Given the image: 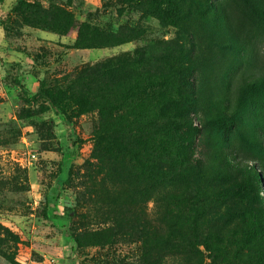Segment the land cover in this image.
Returning <instances> with one entry per match:
<instances>
[{"label": "rangeland", "instance_id": "rangeland-1", "mask_svg": "<svg viewBox=\"0 0 264 264\" xmlns=\"http://www.w3.org/2000/svg\"><path fill=\"white\" fill-rule=\"evenodd\" d=\"M24 1L111 31L127 25L142 34L116 46L75 48V32L37 24ZM249 7V0H0V264H145L143 213L170 241L151 248L155 264H264L258 231L245 234L236 226L235 236L225 229L217 254L199 245L191 230L169 236L176 234L168 229L173 221L164 219L155 195L141 201L135 166L116 147L117 136L98 160V111H80L65 100L63 113L38 95L84 67L117 65L140 48L159 56L193 39L200 55L197 109L182 119L185 143L178 148L203 155L207 173L200 183L212 194L238 185L258 192L264 205V97L246 87L264 73V23ZM212 11L227 20L229 26H220L235 38L233 47L208 42V26L199 31ZM213 232L204 234L211 238Z\"/></svg>", "mask_w": 264, "mask_h": 264}, {"label": "trees", "instance_id": "trees-1", "mask_svg": "<svg viewBox=\"0 0 264 264\" xmlns=\"http://www.w3.org/2000/svg\"><path fill=\"white\" fill-rule=\"evenodd\" d=\"M249 2L251 15L264 23V0ZM22 6L37 24L45 28L59 34L75 32V48L116 46L142 34L141 30L127 25L111 31L80 22L59 8L41 9L38 4L25 1ZM213 10L218 11V7ZM203 18L208 25H200L198 29L202 32L205 26L209 27L208 42L231 47L237 44L228 30H221L220 24L229 26L221 15L212 11L209 18ZM194 42L192 39L187 47L179 45L174 51L159 56L147 54L140 48L133 58L117 65L104 62L84 67L66 79L63 86L43 90L38 95L63 113L66 111L61 103L65 100L73 102L80 111L97 110L99 119L94 134L97 151L101 153H96L98 160L113 146L111 135L117 136L116 147L135 166L136 171L132 172L135 186L140 185L141 201L144 203L155 195L163 206L164 219L168 217L173 221L168 229H173L176 234L168 231V235L175 237L182 230H191L194 238L200 240L199 245L210 247L209 250L217 254L215 246L219 244V235L227 228L234 235L237 226L245 234L254 235L258 231L264 237V205L258 192H245L238 185L233 190L225 189L220 196L212 194L205 183H200L207 173L204 172L203 155L178 148L180 141L185 143L179 134L185 129L182 119L197 109L195 66L200 55L197 51L199 45L196 47ZM246 87L260 90L264 97V73L247 81ZM223 103L229 105L230 100ZM112 110H116L117 116H112ZM261 110L264 111V107ZM260 142L264 147L262 140ZM137 146L140 153H136ZM249 168L241 166L240 169L248 173ZM130 215L136 217L135 208L131 209ZM138 220H141L140 232L145 245L143 261L155 264L159 259L151 258V248L154 245L167 246L170 241L146 213ZM209 230H215L211 238L204 234ZM212 241L213 249L210 246ZM171 248L177 249L176 244Z\"/></svg>", "mask_w": 264, "mask_h": 264}]
</instances>
